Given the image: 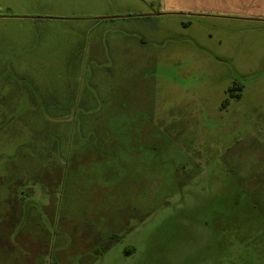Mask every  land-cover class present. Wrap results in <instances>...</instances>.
Returning a JSON list of instances; mask_svg holds the SVG:
<instances>
[{
  "label": "rangeland",
  "instance_id": "obj_1",
  "mask_svg": "<svg viewBox=\"0 0 264 264\" xmlns=\"http://www.w3.org/2000/svg\"><path fill=\"white\" fill-rule=\"evenodd\" d=\"M148 1L0 0V264H264V18Z\"/></svg>",
  "mask_w": 264,
  "mask_h": 264
},
{
  "label": "crops",
  "instance_id": "obj_2",
  "mask_svg": "<svg viewBox=\"0 0 264 264\" xmlns=\"http://www.w3.org/2000/svg\"><path fill=\"white\" fill-rule=\"evenodd\" d=\"M146 4L156 6L153 10L160 7L168 13L190 10L228 11L264 18V0H150ZM152 14L156 13L150 12ZM97 18L100 19L99 16Z\"/></svg>",
  "mask_w": 264,
  "mask_h": 264
},
{
  "label": "trees",
  "instance_id": "obj_3",
  "mask_svg": "<svg viewBox=\"0 0 264 264\" xmlns=\"http://www.w3.org/2000/svg\"><path fill=\"white\" fill-rule=\"evenodd\" d=\"M228 90L231 92L232 95H234L235 97H238L239 93L236 92V91H239L240 90V87L236 86L235 83L231 84L229 87H228ZM236 92V93H235ZM227 99H224L222 101V104L223 105H226L227 104Z\"/></svg>",
  "mask_w": 264,
  "mask_h": 264
},
{
  "label": "flooded vegetation",
  "instance_id": "obj_4",
  "mask_svg": "<svg viewBox=\"0 0 264 264\" xmlns=\"http://www.w3.org/2000/svg\"><path fill=\"white\" fill-rule=\"evenodd\" d=\"M222 106H225V105L222 104Z\"/></svg>",
  "mask_w": 264,
  "mask_h": 264
}]
</instances>
